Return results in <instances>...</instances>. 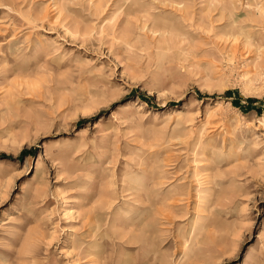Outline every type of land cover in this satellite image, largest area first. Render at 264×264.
I'll use <instances>...</instances> for the list:
<instances>
[{"label":"rangeland","instance_id":"374dc122","mask_svg":"<svg viewBox=\"0 0 264 264\" xmlns=\"http://www.w3.org/2000/svg\"><path fill=\"white\" fill-rule=\"evenodd\" d=\"M99 1L0 0V264H264L261 62L223 4Z\"/></svg>","mask_w":264,"mask_h":264},{"label":"bare ground","instance_id":"6f19581e","mask_svg":"<svg viewBox=\"0 0 264 264\" xmlns=\"http://www.w3.org/2000/svg\"><path fill=\"white\" fill-rule=\"evenodd\" d=\"M118 1L119 2L117 3L116 6L118 7V10L115 11V13L122 10L125 11V9L128 15L133 14L134 13L133 11L140 12L141 0H118ZM210 1H211L210 8H213V11L218 9L217 6L219 4L224 5L223 7L224 9L220 13L221 14L220 19L210 22V25H212L214 22L223 23L224 21V24H222V26H218L217 28V31H219L218 34L221 35L219 41L221 42L222 45L218 48L219 50L217 49V51H215V53L213 54V57L215 56V60L218 58V55L219 56L223 55L230 62L242 60L243 62L249 63L248 60L251 59V54H254L255 55L254 59L259 60L261 62L260 66L262 65L264 67V4H262L258 0H210ZM182 4H183L182 1L175 0L174 4H172V8L174 7L173 5H177L178 7V6H182ZM108 6H110V0H105L103 2L99 1L97 5H94V8L96 11H100V13L104 14ZM185 15L187 18L190 17V15L187 12ZM145 17L147 18V16ZM146 18L141 22L145 23ZM141 22L139 23L141 24ZM127 23L130 24V22ZM169 30L167 31L168 33L166 32V30H165L166 33L162 31L163 33H161L159 39L160 43L163 40L162 37L164 39L167 37L166 34L170 35L171 38L179 35L178 33H174L175 30L173 31L170 30L171 33ZM178 44L180 46H184L185 41H179ZM181 185L182 184L179 182L177 187H183ZM181 189L182 192L179 196L189 198L190 196L189 192L185 188H181Z\"/></svg>","mask_w":264,"mask_h":264}]
</instances>
